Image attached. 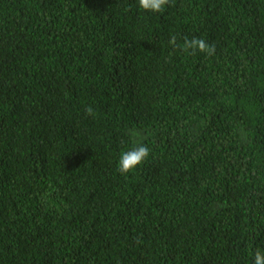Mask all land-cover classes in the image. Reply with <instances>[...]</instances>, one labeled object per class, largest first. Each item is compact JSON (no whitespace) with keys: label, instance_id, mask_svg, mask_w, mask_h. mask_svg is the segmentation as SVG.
<instances>
[{"label":"trees","instance_id":"1","mask_svg":"<svg viewBox=\"0 0 264 264\" xmlns=\"http://www.w3.org/2000/svg\"><path fill=\"white\" fill-rule=\"evenodd\" d=\"M193 37L213 54L183 51ZM137 142L149 158L121 175ZM258 248L264 0H0V264H252Z\"/></svg>","mask_w":264,"mask_h":264},{"label":"clouds","instance_id":"2","mask_svg":"<svg viewBox=\"0 0 264 264\" xmlns=\"http://www.w3.org/2000/svg\"><path fill=\"white\" fill-rule=\"evenodd\" d=\"M137 4L142 10L160 13L170 4V0H137ZM169 43L176 45V37L173 36ZM182 50H191L192 53L198 51L212 55L214 46L207 43L205 39L193 37L191 39H184ZM85 111L89 115L93 114V109L90 106L87 107ZM130 135L138 137L140 134L132 132ZM149 155V147L143 143L137 142L135 147L121 153L117 162L119 173L125 175L133 172L149 158ZM252 264H264V249L258 248L255 250Z\"/></svg>","mask_w":264,"mask_h":264}]
</instances>
